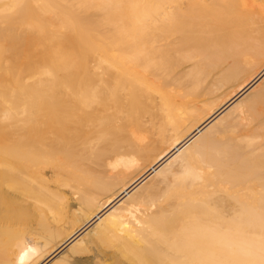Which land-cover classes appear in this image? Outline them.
<instances>
[{"label": "bare ground", "instance_id": "bare-ground-1", "mask_svg": "<svg viewBox=\"0 0 264 264\" xmlns=\"http://www.w3.org/2000/svg\"><path fill=\"white\" fill-rule=\"evenodd\" d=\"M0 264H264V0H0Z\"/></svg>", "mask_w": 264, "mask_h": 264}, {"label": "rangeland", "instance_id": "rangeland-1", "mask_svg": "<svg viewBox=\"0 0 264 264\" xmlns=\"http://www.w3.org/2000/svg\"><path fill=\"white\" fill-rule=\"evenodd\" d=\"M147 126H149V124H147ZM150 127V126H149ZM154 137H157V135H154Z\"/></svg>", "mask_w": 264, "mask_h": 264}]
</instances>
